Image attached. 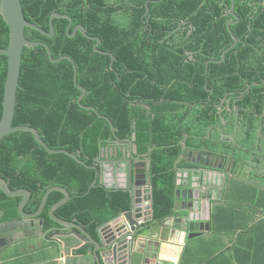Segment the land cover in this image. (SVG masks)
<instances>
[{
	"label": "trees",
	"instance_id": "obj_1",
	"mask_svg": "<svg viewBox=\"0 0 264 264\" xmlns=\"http://www.w3.org/2000/svg\"><path fill=\"white\" fill-rule=\"evenodd\" d=\"M146 1L21 0L26 19L47 32H50V18L56 13L69 16L73 24L70 27L68 19H55L56 32L52 38L34 29H26L27 39L48 45L53 59L66 58L54 63L44 46L24 49L13 127L35 128L49 148H63L75 153L83 163L65 154H50L31 132L18 131L0 142V180L19 176L13 180V186L31 191L38 207L45 191L41 192V189L46 181H50L51 175L64 176L63 180H68L71 190L83 195L82 199L78 198L72 204V213L81 209L95 213L97 223L93 226L94 231L129 212L133 207V198L129 191L111 192L98 185L89 191L98 172L83 165H96L103 148L112 142L126 147L123 144L125 139L131 138L137 147V155L150 165L154 219L161 221L175 217L183 214L175 209L178 199L182 198L177 191L193 189V177L200 169L184 158L186 142L187 146L195 147L198 139H204L210 132L208 120L203 122L200 117L211 118L215 123L220 121L213 112L218 109L208 101L209 96L217 97L218 94L207 93L216 81L211 78V71H206L216 65L208 67L199 64V59H207L202 53L219 52L220 56L232 38H229L226 47L221 46L228 36L224 33L225 28H220L215 36H210L211 30L206 34L203 29L208 38L197 39L201 28L194 22L192 26H187L192 36L191 43L183 55H178L176 39L152 29L150 23L152 15V18H161L168 14V8L154 3V12L151 3L145 6ZM164 1L191 5L190 1L196 0H162L160 3ZM222 2L229 10L231 0ZM236 5L237 10H241V0H236ZM246 6L249 7L248 4ZM262 10L253 7L247 14L237 13L244 32L247 31L244 36L250 30L260 29ZM237 21L232 30L240 38ZM80 25L85 27L88 36L79 32L71 37ZM92 38L101 41L97 50V40ZM193 44L199 46H193L191 59L187 52ZM9 46L10 28L0 14V48L7 49ZM8 63V57L0 55V122L4 112ZM136 64L140 65L137 67L142 82H137L132 70ZM149 67L153 70L157 68L153 78L144 77ZM121 68L129 70L122 71ZM220 72L227 73L222 68ZM144 78L156 87L144 86ZM233 82L242 86L238 81ZM119 83L122 85L120 97L106 90L105 84L118 86ZM77 85L86 90L81 104L78 101L82 92ZM220 91L224 96L223 90ZM106 99L109 100L108 106ZM220 101L214 103L218 105ZM118 105L123 107L121 113ZM89 107L106 118L87 109ZM186 173L189 174V183L186 184V178L178 183L180 175ZM253 173L256 178L261 175L257 170ZM220 176L209 178V181L224 180L221 198L212 202L210 231L204 230L199 237L187 239L176 262L160 264H264V186L251 179L229 175V178L225 176L222 179ZM200 180L201 186L194 187L202 192L206 186L204 179ZM33 183L36 184L35 189L29 187ZM184 212L188 217L189 211ZM15 214L17 201L0 191V219L7 221ZM97 233L93 232L96 240ZM86 251L84 249L81 253ZM15 252H6L2 256L5 264H53L46 259L43 261L37 253ZM141 258L144 257L136 256L135 260L141 261ZM70 262L89 264L88 258L71 259Z\"/></svg>",
	"mask_w": 264,
	"mask_h": 264
},
{
	"label": "flooded vegetation",
	"instance_id": "obj_2",
	"mask_svg": "<svg viewBox=\"0 0 264 264\" xmlns=\"http://www.w3.org/2000/svg\"><path fill=\"white\" fill-rule=\"evenodd\" d=\"M120 1L122 2L123 0ZM222 1L196 0L195 2L190 1V5L187 2L170 4L165 1L160 3L162 0H147L145 6L151 3L152 8L155 3L163 4L168 8V14L161 18H152L154 17L152 15L150 23L152 29H158L176 39L178 55H183L186 47L191 43L192 36L187 31V26H192L194 22H197L201 28L200 36L197 39L208 38L206 31L210 30V36H215L220 31V28H225L224 33L228 36L227 40L221 42V46L226 47L229 43V38H232L231 44H228V47L220 56L219 52L202 53L207 59L204 61L199 59V64L208 67L212 64L216 65L212 70L210 68L206 71H211V78L216 81L212 84L213 89L207 91V93L218 94L217 97L209 96L208 101L212 102L218 109L213 110V112H215L214 114L217 115L220 121L215 123L211 118L200 117L204 119L203 122L208 120L210 132L206 134L204 139L200 137L195 147L187 146L188 143L186 142L184 158L193 163L197 157L196 161H198V164L196 166L200 168L197 173L202 178L205 177L204 182H208L209 178H218L221 175L222 179L225 176L227 178L230 176L245 180L251 179L264 186V0H241V10H237L235 0V16L230 13L232 2L229 10H226V4ZM253 7L263 8L261 11V26L260 29L250 30L244 36L247 31L244 32L241 18L238 17L237 13L247 14ZM153 11L156 12V7L153 8ZM256 13L258 12L256 11ZM237 20H239L240 38L232 30L235 25L234 22ZM203 29L206 34L203 33ZM240 42H243L242 46ZM234 43H237V45L234 46ZM193 46L199 45L193 44L190 51L187 52L191 59H193ZM137 66L140 67L139 64H136L132 70L136 75L137 82H142ZM221 68L225 69L227 73H221ZM120 70L127 71L129 69L121 68ZM147 70H145L144 77L147 75L153 78L157 68L153 70V67H149ZM233 80L240 82L242 86H236ZM143 85L156 87V85L145 78ZM105 86L108 92L112 91L119 97L121 96L122 85L120 83L118 86H110L108 84H105ZM221 89L224 96L221 95ZM219 99H221L219 104H215L214 102ZM105 104L108 106V99L105 100ZM118 107L121 113L123 107L120 105ZM123 144L127 146H116L112 142L108 147L102 149L101 155L96 161L98 163H95L96 165H85L86 168H98L100 173L103 174V177L98 179L95 187L97 185L103 186L110 189L108 191L111 192L118 190L129 191L130 188H134L132 184L136 181L140 182V184L144 181H146L145 183L150 182V165L144 158L137 155V147L133 140L127 138ZM62 150L65 149L62 148ZM108 151L113 155L110 160L103 156ZM123 152H126V154L124 155ZM210 166L217 167V169L210 168ZM142 170H145L146 173H141ZM253 170L260 171V177L256 178ZM136 171H140L139 174H136ZM51 176L50 181H46L45 189H41V192L45 191L42 193L38 207L36 206L37 202L33 200L31 191L22 186H13V180L18 179L19 176H8L1 179L6 182L12 191H27L28 200L22 214L19 207L23 197H9L6 195L9 199L17 201V214L7 221L0 219V245H4L0 248V259L5 252L17 250L21 254L37 253L43 258V261L46 259L48 263L53 264H72L70 262L71 259L84 260L88 258V262L89 260H94L91 256L95 249L93 241H104L103 233H105L108 223L99 226L94 231L93 226L97 223L95 213L88 209H81L72 213V204L78 198L82 199L83 195L71 190L67 183L68 180H63L64 176H59V174H52ZM120 176L122 177L121 180L119 179ZM196 179L201 182L199 177ZM39 185L42 186L41 184ZM34 186H36L35 183L29 185V187H33L32 189H35ZM92 186L89 187V191L93 189ZM34 192L38 194L36 190ZM45 196H47V200L44 208L36 216ZM65 200L67 202L58 207ZM9 201L11 202L12 200ZM185 202L186 199L184 198L178 199L177 203H180L178 211L183 214L175 215V217H184L187 214L184 212L183 204ZM176 206L175 209H178ZM1 215L3 216V214ZM166 219L168 218L161 221ZM93 232H98L97 240L94 238ZM84 249L87 251L81 253Z\"/></svg>",
	"mask_w": 264,
	"mask_h": 264
},
{
	"label": "water",
	"instance_id": "obj_3",
	"mask_svg": "<svg viewBox=\"0 0 264 264\" xmlns=\"http://www.w3.org/2000/svg\"><path fill=\"white\" fill-rule=\"evenodd\" d=\"M231 2L232 5L230 13L235 16V0H231ZM0 14L3 17L5 23L10 28V47L8 49L0 48V55L8 57L9 62L3 103L4 113L0 122V142L5 136L13 134L17 131L31 132L34 135L36 141L42 147L46 148L49 153H58L49 149L46 143L41 139L37 130L27 126L13 127V121L16 110L17 92L20 86L24 49L44 46L48 51L50 59L54 63L60 62L66 58L62 57L57 60L53 59L52 51L48 45L45 43L29 41L27 39L26 28L34 29L39 31L42 35L52 38L55 35V19H68L71 23L70 27L73 24L72 19L67 15L62 16L58 13L53 14L49 22L50 32H47L26 19L21 0H1ZM237 22L238 21L234 23ZM78 31H81L83 35L88 36L86 35L85 27L78 26L75 28L71 37H74ZM92 39L97 40V44L95 45V50H97V47L101 44V41L97 38ZM75 80L77 84V73L75 74ZM77 87L82 92V95L79 98V103H81V100L86 95V90L79 85H77ZM87 109L97 112V110L93 107H89ZM71 157L75 156L71 155ZM94 170H96L98 174L92 187H95V184L98 182L100 176V171L98 168H94ZM139 172L140 171H136V174H139ZM141 173L145 174L146 171L142 170ZM102 177L103 176L101 174V178ZM145 182L146 181L140 184V182L136 181L132 184V187L134 188H130L129 190V193L133 198V207L129 212L124 214V217L129 225L132 226L131 231L126 229L123 221L120 222V220L117 219L112 222V228L105 231V233L111 234L110 237L104 239L102 242L93 241L95 249L94 252L91 253V256L95 259L96 264H128L129 261H127V259L129 256H126V251H124V249L119 248L126 242L132 243V256L130 255V264L134 263L136 256L144 257L143 259L141 258L143 263H155L157 260L162 259L161 254L163 253L166 246L177 247L176 250H178L179 256L187 239L199 237L203 234L204 230L210 231V200L214 195L212 188L204 189L202 192H200V190L195 189V185L193 184L192 190H178V196L183 195V198L188 199V201H186L183 205L184 210L189 211V216L171 217L164 221H158L154 219V215L152 213L151 189L143 188L146 185ZM0 191L9 197H23L19 207L23 214L24 206L28 200V192L24 190L12 191L3 180H0ZM46 200L47 196L44 197L42 206L36 216H38L43 210ZM143 200L147 201L145 207L143 205ZM66 202L67 200L62 201L58 207L62 206ZM179 206L180 203H177L176 207H178V209H176V211L179 210ZM199 207H201V210H199ZM141 220L144 222L139 224ZM134 226L138 227L137 230L134 228ZM128 237H132V240L128 241ZM174 240L181 242L182 247L181 245H172ZM116 247L118 250L113 253L109 252L110 248L116 249Z\"/></svg>",
	"mask_w": 264,
	"mask_h": 264
},
{
	"label": "rangeland",
	"instance_id": "obj_4",
	"mask_svg": "<svg viewBox=\"0 0 264 264\" xmlns=\"http://www.w3.org/2000/svg\"><path fill=\"white\" fill-rule=\"evenodd\" d=\"M197 160V157L195 158V161H193V163L196 165V164H198V161H196ZM210 168H214V169H217V167H210ZM101 174L102 173H100V176H99V178L101 177ZM103 175V174H102ZM119 179L121 180L122 179V177L120 176L119 177ZM194 183H192V185H193ZM191 185V186H192ZM204 185L206 186V189H209V188H212L213 189V191H214V195L212 196V198H211V200H210V202H211V209H212V202L213 201H215V200H218V199H220L221 198V196H222V191H223V189H224V180L222 181H216V180H213V181H208V182H204ZM143 188H150L151 189V193H152V187H151V183L149 182V183H146V185L143 187ZM215 192H216V195H215ZM182 196V198H183V195H181ZM185 199V198H184ZM146 203H147V201L146 200H143V205H146ZM199 210H201V207H199ZM110 228H112L111 226H107V228H106V230L105 231H107V230H109ZM103 235H104V239H107L108 237H110V233L109 234H107V233H103ZM127 240L128 241H131V240H129L128 238H127ZM131 244L132 243H130V242H126V243H124V244H122L119 248H121V249H124V251H126V256L128 255L129 256V258L127 259V261H129L128 262V264H130V255L132 256V252H129V248H131ZM190 244H192L193 245V243H190ZM116 250H118L117 249V247H116V249H114V248H110L109 249V252L110 253H113V252H115ZM15 252V251H14ZM133 264H143V262L142 261H140V260H138V261H134V263Z\"/></svg>",
	"mask_w": 264,
	"mask_h": 264
},
{
	"label": "bare ground",
	"instance_id": "obj_5",
	"mask_svg": "<svg viewBox=\"0 0 264 264\" xmlns=\"http://www.w3.org/2000/svg\"><path fill=\"white\" fill-rule=\"evenodd\" d=\"M23 6V5H22ZM33 24V23H32ZM27 29V28H26ZM56 32V31H55ZM30 41V40H29ZM10 47V46H9ZM8 49V48H7ZM79 102V101H78ZM17 103V102H16ZM79 104H81V103H79ZM3 111H4V107H3ZM98 112V111H97ZM4 113V112H3ZM15 113H16V110H15ZM97 114H99V113H97ZM100 115V114H99ZM101 117H103L102 115H100ZM3 117V116H2ZM103 118H105V117H103ZM14 122V121H13ZM16 127H19V126H16ZM27 127H30V126H27ZM30 128H32V127H30ZM35 129V128H34ZM36 130V129H35ZM18 132V131H17ZM24 132V131H23ZM39 133V132H38ZM40 135V134H39ZM6 137V136H5ZM40 137H41V135H40ZM35 138V137H34ZM42 139V138H41ZM47 145V144H46ZM44 148V147H43ZM46 149V148H45ZM49 149H51V148H49ZM47 150V149H46ZM52 150V149H51ZM48 151V150H47ZM52 151H55V152H58V153H50V154H65V155H67V156H70L71 157V155H73V156H75V157H71V158H73V159H75V160H77L79 163H83L82 162V160H80L78 157L79 156H77V155H75V154H71V153H69V152H67V151H65V150H52ZM49 152V151H48ZM136 152H137V149H136ZM107 155V156H106ZM103 156H105L106 157V159H108V160H110V158H112L113 157V155H111V153H110V151H108L107 152V154L105 153V155H103ZM83 166H85V165H83ZM195 177H199L200 179H204L205 177H203L202 178V176L201 175H196ZM193 182H197V183H199L200 181L199 180H197L196 178L194 179L193 178ZM201 183H202V180H201ZM201 183H199L198 184V186H201ZM183 191V190H182ZM173 244H175L174 246H178V245H181V242H179V241H176V240H174V243ZM4 245H0V248H2ZM6 246V245H5ZM176 248L177 247H169V246H166L165 248H164V251H163V253L161 254V258L163 259V260H167V261H173V262H176L177 260H178V250H176Z\"/></svg>",
	"mask_w": 264,
	"mask_h": 264
},
{
	"label": "crops",
	"instance_id": "obj_6",
	"mask_svg": "<svg viewBox=\"0 0 264 264\" xmlns=\"http://www.w3.org/2000/svg\"><path fill=\"white\" fill-rule=\"evenodd\" d=\"M186 178V180H187V182H186V184H188L189 183V181H188V178H189V174L188 173H186V174H182V175H180V179H179V181H178V183H182L183 182V180ZM194 179L195 178H197V177H193ZM192 183H194V185L197 183V182H192ZM199 183H201V182H199ZM198 183V184H199ZM198 184H197V186H198ZM185 190H188V189H185ZM181 247H182V244H181ZM13 252H14V250H9V251H7V253L8 254H13ZM6 253V252H5ZM6 253V254H7ZM92 262V263H91ZM95 263V259L92 261V260H89V264H94ZM0 264H5V261H4V259L1 257V259H0ZM80 264V263H79ZM143 264H148V263H143ZM150 264H153V263H150Z\"/></svg>",
	"mask_w": 264,
	"mask_h": 264
},
{
	"label": "clouds",
	"instance_id": "obj_7",
	"mask_svg": "<svg viewBox=\"0 0 264 264\" xmlns=\"http://www.w3.org/2000/svg\"><path fill=\"white\" fill-rule=\"evenodd\" d=\"M144 207H145V205H144ZM121 218V219H120ZM119 218V220H120V222H122L123 221V223H124V225H125V227H126V229L128 230V227L130 226L129 225V223L125 220V217H124V215L122 216V217H120ZM142 221V223L144 222L143 220H141ZM141 223V224H142ZM140 224V223H139ZM111 226L112 227V222L111 223H108L107 224V226ZM132 227V226H131ZM138 228V227H137ZM132 229V228H131ZM137 230V229H136ZM129 231V230H128ZM132 240V239H131ZM186 243V242H185ZM172 245H174L173 243H172ZM185 247V244H184V246H183V248ZM162 262H170V261H165V260H163V259H159V260H157L155 263H153V264H160V263H162Z\"/></svg>",
	"mask_w": 264,
	"mask_h": 264
},
{
	"label": "built area",
	"instance_id": "obj_8",
	"mask_svg": "<svg viewBox=\"0 0 264 264\" xmlns=\"http://www.w3.org/2000/svg\"><path fill=\"white\" fill-rule=\"evenodd\" d=\"M139 223L141 224V223H142V221H140ZM131 228H132V227H131V226H129V227H128V230H129V231H131ZM134 228H135V229H137V226H134ZM128 239H129V240H131V239H132V237H128ZM131 251H132V247H131V248H129V252H131Z\"/></svg>",
	"mask_w": 264,
	"mask_h": 264
}]
</instances>
